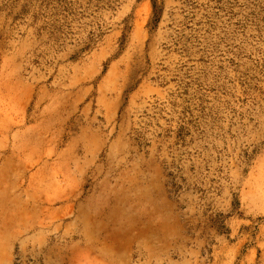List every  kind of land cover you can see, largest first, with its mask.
Masks as SVG:
<instances>
[{"label":"rangeland","instance_id":"rangeland-1","mask_svg":"<svg viewBox=\"0 0 264 264\" xmlns=\"http://www.w3.org/2000/svg\"><path fill=\"white\" fill-rule=\"evenodd\" d=\"M0 264H264V0H0Z\"/></svg>","mask_w":264,"mask_h":264}]
</instances>
